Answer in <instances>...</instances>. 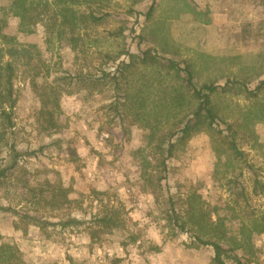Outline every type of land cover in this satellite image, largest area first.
<instances>
[{"label":"rangeland","instance_id":"obj_1","mask_svg":"<svg viewBox=\"0 0 264 264\" xmlns=\"http://www.w3.org/2000/svg\"><path fill=\"white\" fill-rule=\"evenodd\" d=\"M143 1L134 6L128 0L107 3L105 11L112 16L100 26L90 25V37L75 51L66 42L48 41L43 23H24L29 32L18 35L20 42L36 45L45 64H40V76L36 78L39 88L44 75L47 81L54 79L59 90L62 88L58 117L61 129L57 134L39 130L34 118L39 101L30 84L35 70L20 67L15 80L19 103L12 139L21 151L44 149L21 162L1 186L0 208L32 212L24 181L51 183L71 188L72 202L49 220L57 222L70 216L87 222L66 229L59 225L40 228L0 210V244L13 243L18 250V260L10 264H211L210 247L195 245L189 233L175 231L172 235L165 220V195L156 201L153 194L143 191L142 154L134 151L146 147L148 130L134 120L139 108L121 105L124 94L143 91L139 99L151 111L156 103L170 98L176 85L172 72L168 75L167 70L145 67L139 60L124 71V77H119L117 68L119 63L129 61L121 54L124 49L139 54L152 46L151 54L194 63L201 81L218 77L219 84L230 81L237 88L245 83L254 89L259 80H264V10L254 0ZM152 2L153 16L145 21L140 13ZM130 8L136 11L130 12ZM20 24V19L10 18L8 29L16 32ZM122 25L126 27L123 37H108L110 29ZM139 35H149L154 45L143 42L137 49ZM103 72L109 73L108 77L97 83L75 79L68 84L69 79H61L80 73L96 78ZM182 77H186L183 72ZM263 98L264 92L259 96ZM219 102L226 120L240 124L237 144L244 155L238 164L243 170L239 179L248 193L247 206L235 203L230 195L223 176L225 167L214 174L213 141L206 132L195 134L168 160L169 176L162 181L163 192L168 188L181 206L185 193L197 188L203 206L216 208L230 229L236 230L247 211L264 209V192L257 196L251 192L249 168L254 166L264 183V123L253 124L255 102L245 99L244 94L224 95ZM133 104L138 105L135 98ZM113 105L119 106L118 112ZM149 151L147 147L145 154ZM239 171L230 169L227 177ZM104 205L120 209L123 226L104 230L91 224ZM255 241L261 249L259 264H264V235L256 236ZM227 264L232 262L228 260Z\"/></svg>","mask_w":264,"mask_h":264},{"label":"trees","instance_id":"obj_2","mask_svg":"<svg viewBox=\"0 0 264 264\" xmlns=\"http://www.w3.org/2000/svg\"><path fill=\"white\" fill-rule=\"evenodd\" d=\"M110 1L112 0H0V188L17 171L21 162L27 157L41 153L44 149V146H41L37 150L21 151L12 139L16 126L15 110L19 103L15 80L16 72L20 67L35 70L33 75L27 70H22V73L31 74L30 84L39 101L34 114L39 130L44 133L57 134L61 129L58 117L62 88L59 90L56 87L54 79L47 81L45 75L42 76L43 84L39 88L36 78L40 76V64H45L36 45L20 42L18 35H27L29 32L24 29V23L26 21L32 25L43 23L46 26L48 41L56 39L59 43L66 42L75 51L79 45L86 42L87 37H90L91 33L88 32L90 25L100 26L112 16V13L105 11L106 4ZM129 1L132 6L139 3L144 4L143 0ZM254 1L264 10V0ZM154 7L155 4L152 2L146 11H141L140 15L145 21L151 20ZM131 10L136 11L130 8L129 11ZM10 18L21 20L18 31L12 32L8 29ZM125 30L124 25L110 29L108 37L119 39L124 36ZM143 42L152 44L155 41L149 35H139L136 43L137 49ZM152 48V46L147 47L139 54H134L129 48L124 49L121 54L128 56L129 61L119 63L117 68L119 77H124V71L130 69L136 60H139L145 67L153 66L160 70H167L168 75V71L172 72L176 81L170 98L162 99L160 104L156 103L151 111H147L145 103L139 99L143 91L135 94L133 91L131 95L124 94L125 101L121 103L124 106L129 104L131 108H139L136 115H133L136 118L134 120L138 124L143 123V127L148 130L146 147L134 151V154L138 156L142 154V189L153 194L156 201L165 195L164 200L167 205L164 210L165 220L172 229V235L175 231L189 233L195 245L210 247L213 251L211 264H227L228 260L232 264H259L261 249L257 246L255 238L264 235V209L258 212L253 209L247 211L239 228L233 230L217 213L216 208L209 209L203 206L197 188L191 187V190L185 193L182 205L178 206V201H175L169 194L168 188L165 193L163 192L165 185L162 181L168 179V160L174 156L176 150L185 145L195 134L206 132L213 141L212 146L216 157L214 174L221 166L225 167L226 173L223 176L230 195L234 197L235 203H244L247 206L248 193L239 179L243 175V170L238 164L244 155V151L237 144L240 124L236 120H226L219 101L224 95L244 94L245 99L255 102L256 108L251 111L255 117L252 119L253 124L255 122L264 123V100L259 99L260 94L264 92V80H259L254 89H249L245 83L237 88L230 85V81L219 84L218 77L214 79L210 77L201 81L197 76L194 63L185 59L179 61L165 59L162 56L151 54ZM108 57L114 60L118 58ZM180 64L183 67H180ZM182 72L186 76L185 79L182 77ZM108 74L103 72L101 77L94 78L91 75L80 73L61 79H69L68 84L75 79L97 83L108 77ZM148 90L149 88H146V92ZM134 98L138 103L137 106L133 104ZM113 109L118 112L120 108L118 105H113ZM147 147L150 151L146 155ZM236 168L240 169L239 173L227 177L230 169L233 172ZM249 168L252 171L251 192L255 196L261 195L264 192V183L259 179L254 166L249 165ZM24 185L29 192L27 202L33 208L32 212L18 211L10 207H1V211L11 212L19 218V221H26L40 228L59 225L62 229H66L67 227H80L87 222L70 216L62 217L57 222L49 220L54 216L53 214L58 211L62 212L67 204L72 202L69 198L71 188L51 183L34 185L29 180L24 181ZM48 211L52 212V215H44ZM120 218L119 208L104 205V209L92 217L91 224L104 230L119 229L123 226ZM14 227L18 229L19 223ZM16 253L18 250L15 244L1 243L0 264H10L13 260H18Z\"/></svg>","mask_w":264,"mask_h":264}]
</instances>
